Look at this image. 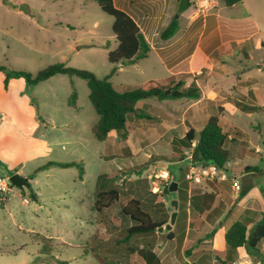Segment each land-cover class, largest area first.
Wrapping results in <instances>:
<instances>
[{"label":"rangeland","instance_id":"obj_1","mask_svg":"<svg viewBox=\"0 0 264 264\" xmlns=\"http://www.w3.org/2000/svg\"><path fill=\"white\" fill-rule=\"evenodd\" d=\"M14 1L18 2L21 12L33 16L34 22L0 18V51L2 48L4 51L3 54L0 53V63L6 65V69L23 70L34 75L45 67L60 62L74 69L89 71L97 78H103L114 68L109 82L117 87L122 85L134 87L149 80L156 82L159 87L163 85L165 70L159 64L154 51L132 64L114 65L107 61L108 53L116 48V41L111 32L112 18L101 12L93 0ZM171 1L168 0L166 5L165 0L155 1L150 5L157 9L165 6L169 18L180 14L177 12V1L174 3ZM241 2L233 12L223 6L219 14L223 18L237 21L236 30L238 34L247 36L249 41L246 42V46L249 55L252 61L257 63L264 54V49L255 45L256 41L264 39V0ZM114 6L119 9L120 0H114ZM248 14L250 17L247 19ZM251 22L256 27L255 33L251 29ZM223 26V30L226 31L225 21ZM162 29L161 25L158 28L159 33ZM160 42L157 36L150 38L151 44L157 45ZM6 58L9 62H6ZM203 71L205 73L211 71V76H218L215 73L217 70ZM250 75L264 76L256 72L255 67L251 69ZM221 77L223 78L221 75L218 78ZM71 92L76 95V108L68 105ZM28 95L34 105L37 119L41 122L38 134L43 135L49 147L45 155L37 154L22 162L20 173L26 177L46 161L79 160L83 166V175L82 179L78 178V170L75 167H51L36 174L29 182V188L19 190L11 186L3 202H0V264H99L96 260L98 256L106 258L105 261L108 263L118 261L128 264L123 260L122 251H109L112 248L110 238L114 231L109 228L107 222L119 225L123 223L119 215L116 216V210L130 197H134L130 192L132 186L146 193L150 192L152 186L149 185V181H155L153 175L161 169L159 163L166 164L165 169L170 175V181L176 182L180 191L187 190L189 182L184 179V162L177 161V158L181 156L180 152L187 151L189 154V151H180L178 144L173 140L184 136L183 116L185 118L187 116L185 112L198 105L195 106V101L190 99L163 103L151 98L138 102L136 108L141 111H144L141 108L142 104H145V107H152L150 111L153 119L128 117L125 131L132 136L133 145L137 149L136 155L131 157L124 153L123 140L114 139V135L106 137L103 142H97L92 138L90 127L96 122L97 115L88 100V89L84 80L55 75L28 88ZM220 97L222 99L215 103L217 110L220 106L223 108V95ZM167 114L172 118L173 129L164 134L158 133L159 136H156L159 140L150 144L151 135L147 133L154 127L156 117ZM224 120H220L222 129L237 127L246 134L249 148L253 149L257 145L264 149L262 143L264 114L247 115L236 110L232 114L226 113ZM257 121L261 122V128L258 130L260 132L252 126ZM201 127V124L194 125L197 132ZM146 130L147 132L141 135L142 131ZM173 145L177 146L176 150L173 149ZM248 155L251 163L262 167V162L256 160L257 155L254 151H249ZM100 156L101 158H98ZM154 158L161 160L154 161ZM230 163L227 175L235 177L233 170L245 162L233 158ZM102 174L115 179L120 193L118 202L106 213L105 211L98 213L92 208L98 177ZM0 175L9 177L12 174L2 171ZM139 175L142 178L136 183L126 180L128 177ZM146 176L151 177L149 181L146 180ZM189 184L198 186L196 189L198 192H205L209 187L217 191L214 185L223 190L231 189L230 179L226 181L212 179ZM163 186V182H159V192ZM30 190L36 194L35 200L29 195ZM155 194L153 206L144 203L151 217L162 215L164 219V216H167L168 223L170 214L175 210L178 215L173 222V231L179 234L178 231L187 229L189 205L183 193H178L176 198L178 206L175 209L171 207V198L168 194L162 193L160 198ZM219 213L223 216L215 222V226L220 222L227 226L238 219V210L229 202L223 206L212 207L201 215L214 222ZM191 219L193 222L197 221L195 213L191 214ZM193 233L194 227L189 231L188 242L184 247L181 249V246H178L175 249L180 256H190L195 236ZM97 238L99 239L96 242ZM162 239L164 241L165 237ZM96 243H99L97 248ZM175 246V241L168 242L166 249L173 252ZM186 251H189L188 255Z\"/></svg>","mask_w":264,"mask_h":264},{"label":"crops","instance_id":"obj_2","mask_svg":"<svg viewBox=\"0 0 264 264\" xmlns=\"http://www.w3.org/2000/svg\"><path fill=\"white\" fill-rule=\"evenodd\" d=\"M155 1L161 2V0H120L121 7L119 9L129 15L137 24L150 46L149 52L154 51L156 53L159 64L164 68L166 74L163 85L167 84L170 79L176 80L178 75L183 74L187 75L185 86L193 80L198 86L200 96L197 100H193L195 101V106H198L185 112L187 116L185 118L183 116L182 121V123L185 122L184 132L189 127L196 131L194 128L195 124H201L203 127L211 115L218 114L220 123V120H224L226 113L232 114L236 110L247 115L253 113L264 114V76H262L264 74V54H262L261 59L257 63L252 61L249 49L246 46V42L249 40L247 36L238 34L236 30L237 21L223 18L219 14L224 5L219 0H191L189 6L178 16L179 29L177 33L166 41L160 40L161 42L156 45L150 43V38L158 37V28L161 25L164 28L174 15L167 18L168 11L165 6L161 9L152 7L150 4ZM175 1L177 0H172L171 2L174 3ZM166 3H168V0H165V5ZM241 3L240 1L226 8L233 12L237 5ZM18 6V2L14 0L5 2L0 0V18L11 21L22 19L26 23H33V16L21 12ZM249 17L250 15L248 14L247 19ZM223 21H225L226 31L223 30ZM251 26L255 33L256 27L252 22ZM261 44H264V39H259L255 45L264 49V45ZM0 53H4L3 48ZM5 60L9 62L7 58ZM0 65L4 66L2 63ZM253 67L256 68V72L258 71L262 77L250 75ZM204 69L217 70L215 73L218 76H211V71L202 72ZM220 75L223 76V78L221 77L223 81L218 78ZM3 82L4 74L0 72V172L7 171L10 174L16 173L24 177L20 173L22 162L37 154L45 155L48 151L49 143L43 139L42 134H38L41 122L37 119L35 108L28 95V87L25 85L24 80L22 78H10L7 81L6 88H4ZM221 95H223V108L220 106L222 111H218L215 103L222 99ZM161 102L164 103L166 101ZM243 107L256 108V110L245 112L242 110ZM141 108L144 110L142 112L149 115V120H152L153 114L150 111L152 107H145V104H142ZM154 122V127L150 129L151 132L147 133V135H151L150 144L159 140L157 138L159 136L157 135L158 133L164 134L173 129L172 118L168 114L156 117ZM93 125L90 127V133ZM252 126L258 131L261 128V122L257 121ZM222 131L227 134L228 138L226 148L231 155L229 162L233 158H239L245 162L233 170L235 177H231L236 178L235 180L239 183V192L236 193L232 189L223 190L217 185H214L217 191L209 187L205 192H198L196 190L198 186L187 183V190L184 189L183 197L194 201L192 206L189 205L188 201L187 229L178 231L179 234H177L173 231V223L170 229V239L166 237V233L157 232V230L145 235H131L126 239L125 231L136 226V223L121 215V208H119L115 214L116 216L119 215L123 223L119 225L118 223L107 222L109 228L114 231L110 238L112 242L110 252L122 251L123 260L128 264H209L210 258V264H264V239L250 253H246V250L242 247L237 248L232 261L225 260L226 247L223 236L226 229L235 221L227 226L223 222L215 226V222L223 216L222 214L219 213L214 222L201 215L202 212H208L212 207L223 206L226 202L233 203L235 209L238 210V219L236 221L245 220L246 229L249 232L264 214V149L257 145L253 149L249 148L246 134L237 127H228V129H222ZM146 132L147 130L142 131L141 135ZM112 135L116 139V134L113 131L107 135V138ZM181 137L183 136H179V138ZM122 143L124 144V153L127 156L136 155L137 149L133 145L132 136L127 132L126 138ZM251 150L257 155V159H253L262 162V167H258L248 160L250 156L248 152ZM183 154L189 155L187 151H184ZM187 156L181 159L184 162V166ZM98 158H101V156ZM67 162L79 163L80 161L71 160ZM246 168L250 169L247 170ZM30 174L24 177L28 183L36 176L35 174L30 178ZM149 177L146 176V180L150 179ZM141 178V175H139L138 177H128L126 180L136 183ZM150 184L152 186L149 181ZM130 192L142 204L147 203L148 206L155 204L153 196L155 193H152L151 189L150 192L152 194L149 191V193H146L132 186ZM239 193L242 195L239 196ZM204 194L211 195L204 196ZM112 208L113 206L103 212L106 213ZM191 212L196 214L198 222L192 221ZM177 215L176 212L175 217ZM152 218L156 223L163 220L162 215H156L155 218ZM192 227H194L193 234L195 236L191 254L189 257H182L179 252L176 253L175 249L178 246H181L182 249L188 242L189 231ZM163 236L165 237L164 241L162 239ZM98 239H95L96 242ZM172 241H175L176 244L173 252L166 249V244ZM197 242H199L198 246ZM98 244L96 243L95 248H97ZM185 253L188 255L189 251Z\"/></svg>","mask_w":264,"mask_h":264},{"label":"trees","instance_id":"obj_3","mask_svg":"<svg viewBox=\"0 0 264 264\" xmlns=\"http://www.w3.org/2000/svg\"><path fill=\"white\" fill-rule=\"evenodd\" d=\"M93 1L101 12L112 18L111 32L116 41V48L108 53L107 61L114 65L118 63L132 64L139 59L146 58L150 51V46L133 19L122 10L116 8L113 0ZM219 1L225 7H231L241 0ZM188 6L189 4L181 12ZM178 16L179 14H177V18H171L168 24L160 31L158 37L161 41H166L177 33L179 29ZM114 70L113 68L103 78H97L89 71L74 69L60 62L51 64L34 75L23 70H7L4 66L0 65V72L4 74V88H6L7 81L10 78H22L28 88L46 81L55 75H66L84 80L88 89V100L97 115V120L91 128L92 138L97 142H103L111 131L116 134L117 139L124 140L126 138L125 125L129 116L136 119H149L148 114L135 107L139 101L151 98L157 101L197 100L200 96V90L194 80L185 86L187 75L180 74L176 80L170 79L167 84L160 87L156 82L151 80L134 87L128 85L117 87L109 82V78L114 73ZM75 101L76 95L74 92H71L68 98V105L76 108ZM242 110L248 112L255 111L256 108L243 107ZM218 111H220V108H218ZM173 141L178 144L180 151H189L193 163H212L218 167H222L224 163L230 161V151L226 148V143L228 142L227 134L221 129L218 114L209 116L204 126L198 132L189 127L183 137ZM173 149L176 150L177 146L173 145ZM180 153L181 156L177 158V161L185 157L182 152ZM153 160L160 161L161 159L154 158ZM51 167H75L78 170V178H81L83 175L81 163L46 161L34 169L30 174V178ZM97 184L98 187L92 208L96 212L101 213L118 202L120 193L115 179L111 176L99 175ZM179 192L185 193V190L180 191L177 186L176 198ZM162 193L168 194V184L163 186L161 192H157L155 195L160 198ZM29 195L31 199L35 200L36 196L31 190ZM210 195L204 194V196ZM240 195L242 194L239 193ZM188 201L189 205L192 206L194 201L191 199ZM120 213L136 223V226L125 231L126 239L131 235L153 233L158 227L167 223V216H164L161 222H154L150 213L145 209V205L134 197L129 198L121 205ZM170 234V231L165 234L168 239L171 238ZM223 239L226 247L225 260L232 261L237 248L242 247L247 252L255 250L258 243L264 239V214H262L261 220L254 224L249 232H247L245 220L233 222L226 229ZM96 260L99 264H123L118 261L108 263V261H105L106 258H100L99 256Z\"/></svg>","mask_w":264,"mask_h":264},{"label":"built area","instance_id":"obj_4","mask_svg":"<svg viewBox=\"0 0 264 264\" xmlns=\"http://www.w3.org/2000/svg\"><path fill=\"white\" fill-rule=\"evenodd\" d=\"M185 173L184 179L192 184H198L204 182L206 180L217 179L219 181H226L228 179L231 180V189L236 193L239 192L240 186L239 183L234 179L227 175L230 170L231 164L230 162H226L222 167H218L212 163L207 164H199L193 163L190 158V154L185 159ZM169 174L166 169H160L157 174L153 175L155 181H151L152 193L159 192V182H163L164 186L169 184ZM151 178V177H149ZM158 180V182H157ZM11 184L9 182L8 177L0 175V202H2L6 194L10 191Z\"/></svg>","mask_w":264,"mask_h":264},{"label":"water","instance_id":"obj_5","mask_svg":"<svg viewBox=\"0 0 264 264\" xmlns=\"http://www.w3.org/2000/svg\"><path fill=\"white\" fill-rule=\"evenodd\" d=\"M190 0H178V3H177V12H181L185 7L186 5L188 4ZM174 18H177V15L174 16ZM159 168L161 169H165L166 168V164L165 163H159L158 164ZM9 179V182L10 184L19 189V190H23L25 188H28L29 187V183L27 182V179L22 177V176H19L18 174H12L11 176L8 177ZM176 190H177V183L172 181L168 184V195L169 197L171 198V206L172 208H176L177 207V200H176ZM236 203V201H235ZM175 216H176V213L175 211L170 215V218H169V222L166 223L165 225L161 226V227H158L156 230L157 232H164V233H167L170 231L171 229V225L173 224L174 222V219H175Z\"/></svg>","mask_w":264,"mask_h":264}]
</instances>
